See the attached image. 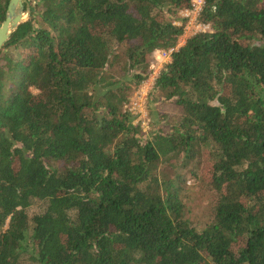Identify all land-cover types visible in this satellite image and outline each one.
<instances>
[{
	"label": "trees",
	"instance_id": "1",
	"mask_svg": "<svg viewBox=\"0 0 264 264\" xmlns=\"http://www.w3.org/2000/svg\"><path fill=\"white\" fill-rule=\"evenodd\" d=\"M29 1L0 53V264H264V0H204L182 47L193 0ZM171 50L151 95L181 112L148 136L126 107ZM205 154L199 230L179 183Z\"/></svg>",
	"mask_w": 264,
	"mask_h": 264
},
{
	"label": "rangeland",
	"instance_id": "2",
	"mask_svg": "<svg viewBox=\"0 0 264 264\" xmlns=\"http://www.w3.org/2000/svg\"><path fill=\"white\" fill-rule=\"evenodd\" d=\"M188 11H191V9L180 11L176 17L175 24L185 26L184 35L180 38L178 47L184 46L188 39L201 32V23L197 20V12L187 13ZM114 48L116 53L122 54L126 49V45ZM165 53H168V55L159 54L158 52L153 55L148 79L134 92L126 107L134 116V124L140 126L148 136L167 126L168 122L175 120L181 112L180 108L164 101L159 95H151L160 73L172 61L169 52ZM206 157L207 154L201 159L193 161L182 170V178L179 183V186L183 189V200L188 217L199 230L204 229L211 222L217 202V195L210 190L207 184L200 180V176L202 177V174L207 173L208 159ZM40 210L41 205L33 206L29 210V214L34 216Z\"/></svg>",
	"mask_w": 264,
	"mask_h": 264
},
{
	"label": "water",
	"instance_id": "3",
	"mask_svg": "<svg viewBox=\"0 0 264 264\" xmlns=\"http://www.w3.org/2000/svg\"><path fill=\"white\" fill-rule=\"evenodd\" d=\"M29 0H10L6 19L0 26V53L8 47L19 26L30 18Z\"/></svg>",
	"mask_w": 264,
	"mask_h": 264
},
{
	"label": "built area",
	"instance_id": "4",
	"mask_svg": "<svg viewBox=\"0 0 264 264\" xmlns=\"http://www.w3.org/2000/svg\"><path fill=\"white\" fill-rule=\"evenodd\" d=\"M203 6H204V0H193V6H192V9L191 11H188L187 13H190V12H197L198 16H197V20L200 16V13L203 9ZM200 28H201V32H205V31H209L210 30V26L208 25H205V24H201L200 25ZM172 52V50L169 52V54ZM159 54H162L164 53L165 55L168 53H165L164 51H158Z\"/></svg>",
	"mask_w": 264,
	"mask_h": 264
}]
</instances>
